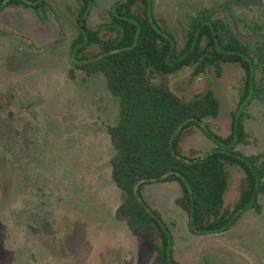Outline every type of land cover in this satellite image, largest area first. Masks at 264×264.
I'll return each mask as SVG.
<instances>
[{
    "label": "rangeland",
    "instance_id": "rangeland-1",
    "mask_svg": "<svg viewBox=\"0 0 264 264\" xmlns=\"http://www.w3.org/2000/svg\"><path fill=\"white\" fill-rule=\"evenodd\" d=\"M46 1L47 10L7 6L0 12V264H159L152 243L115 216L124 194L110 177L115 152L105 126L119 120L118 98L100 73L68 77L78 0ZM115 1L92 5L86 26L100 37L111 34L103 24ZM221 1L154 0V14L180 46L188 17L203 8L224 18L243 41H264V6L224 11ZM97 51L91 45L82 54ZM149 76L184 99L210 89L218 110L201 125L220 137L230 134L245 86L238 64ZM240 115L248 143L235 148L264 163V102L249 100ZM215 146L193 125L182 131L176 150L201 159ZM224 171L220 218L230 213L245 183L239 166L225 162ZM139 189L167 227L176 262L264 264V194L257 195L259 212L248 208L227 230L196 234L174 203L181 195L176 182L153 181Z\"/></svg>",
    "mask_w": 264,
    "mask_h": 264
},
{
    "label": "trees",
    "instance_id": "trees-1",
    "mask_svg": "<svg viewBox=\"0 0 264 264\" xmlns=\"http://www.w3.org/2000/svg\"><path fill=\"white\" fill-rule=\"evenodd\" d=\"M95 0H78L77 34L70 40L72 65L68 77L81 71L85 77L100 73L107 90L118 98L119 120L105 131L114 154L109 158L110 177L124 198L115 209L128 229L152 243L159 264H180L172 257L171 236L159 213L140 195L145 183L176 182L181 195L174 203L187 215L192 233L209 234L227 230L248 208L259 212L258 194H264V163L258 156H244L235 146L248 143L241 109L255 98L264 102V41H243L222 17L203 8L188 17L180 46L175 36L162 27L154 14V0H117L103 24L111 33L100 37L86 26ZM7 6L24 9L49 8L46 0H0V12ZM264 6V0H223L219 8ZM98 51L86 57L85 48ZM238 64L245 74L241 106L232 114L231 132L226 137L201 125L214 116L218 101L210 89L184 99L164 84L153 83L150 72L162 75L192 67L196 73L209 65ZM201 127L216 146L203 158L186 157L176 150L182 131ZM7 145V144H6ZM10 148L8 145L6 146ZM239 166L244 189L230 213L219 217L227 180L224 163Z\"/></svg>",
    "mask_w": 264,
    "mask_h": 264
}]
</instances>
